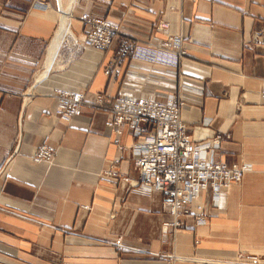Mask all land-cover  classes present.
<instances>
[{"label":"crops","instance_id":"obj_1","mask_svg":"<svg viewBox=\"0 0 264 264\" xmlns=\"http://www.w3.org/2000/svg\"><path fill=\"white\" fill-rule=\"evenodd\" d=\"M32 2L0 0V264H238L240 251L264 264V0H77L65 41L74 49L63 60V43L44 74L58 16ZM83 12L119 24L110 48L85 44L72 18ZM160 22L184 37L186 56L176 66L130 59L124 43L164 37ZM121 86L179 95L192 140L229 135L206 158L249 166L226 193L191 202L204 222L184 216L170 233L160 192L102 175L138 174L129 132L122 148L110 142L106 108L53 115L56 89L114 97ZM40 143L56 148L52 162L33 160Z\"/></svg>","mask_w":264,"mask_h":264},{"label":"built area","instance_id":"obj_2","mask_svg":"<svg viewBox=\"0 0 264 264\" xmlns=\"http://www.w3.org/2000/svg\"><path fill=\"white\" fill-rule=\"evenodd\" d=\"M56 2V0H55ZM54 0H33L36 8L48 10L55 5ZM85 35V44L107 50L119 33V24L105 17H97L89 12L79 16ZM155 30L164 37L156 41L125 42L124 50L130 59H144L176 66L186 56L185 39L181 34H173L168 22H160ZM254 39L258 40L257 34ZM114 63V62H112ZM110 65L105 72H110ZM264 97V91H262ZM52 97L55 100L54 116L72 118L81 113L86 104L106 108L108 119L105 122L110 132V142L122 148L120 136L127 130L133 138L132 161L137 169V178L121 176L113 169L102 171V175L115 178L128 184L129 188L143 187L148 192H160L163 196V208L171 215L165 225L166 231L173 233L183 226L181 217L194 216L197 222H204L207 214L201 211L191 212V202L209 191L218 197L227 192L229 186L241 181L249 169L245 163L226 164L206 158V154L228 134L194 141L187 124L181 118L185 105L179 96L162 99L137 95L121 86L114 97L101 92H80L56 89ZM57 150L53 146L37 145L33 160L52 162ZM248 257V258H247ZM248 261H243L244 259ZM238 264H263L255 255L247 256L244 251L237 254ZM218 263V261H210Z\"/></svg>","mask_w":264,"mask_h":264},{"label":"bare ground","instance_id":"obj_3","mask_svg":"<svg viewBox=\"0 0 264 264\" xmlns=\"http://www.w3.org/2000/svg\"><path fill=\"white\" fill-rule=\"evenodd\" d=\"M76 1L77 0H66V2L63 3V0H56L55 2L58 16V25L53 39L47 49L44 63L45 69L42 72L43 74L51 69L57 58L61 45L69 35L71 11Z\"/></svg>","mask_w":264,"mask_h":264},{"label":"rangeland","instance_id":"obj_4","mask_svg":"<svg viewBox=\"0 0 264 264\" xmlns=\"http://www.w3.org/2000/svg\"><path fill=\"white\" fill-rule=\"evenodd\" d=\"M55 2V1H54ZM63 3H65V1L63 0ZM53 7L56 9V5H53ZM72 18H73V24H74V28L75 30L77 29L78 25H80V20H79V16L77 17L74 13H72ZM70 29V28H69ZM77 32V30H76ZM69 35H70V30H69ZM68 37L64 40V44L61 47L60 50V56L63 60H66L69 58L70 53L73 51L74 46L70 45V43L65 42L67 39L73 38V33H71V37Z\"/></svg>","mask_w":264,"mask_h":264}]
</instances>
